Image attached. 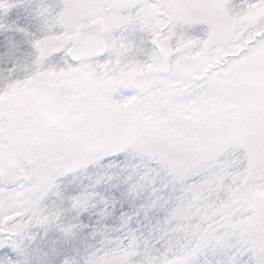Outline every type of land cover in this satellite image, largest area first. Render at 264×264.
<instances>
[{
    "label": "snow or ice",
    "instance_id": "1",
    "mask_svg": "<svg viewBox=\"0 0 264 264\" xmlns=\"http://www.w3.org/2000/svg\"><path fill=\"white\" fill-rule=\"evenodd\" d=\"M0 264H264V0H0Z\"/></svg>",
    "mask_w": 264,
    "mask_h": 264
}]
</instances>
